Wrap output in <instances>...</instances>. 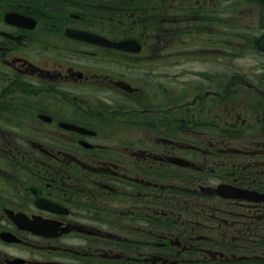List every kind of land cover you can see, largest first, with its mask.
<instances>
[{"label": "flooded vegetation", "instance_id": "1", "mask_svg": "<svg viewBox=\"0 0 264 264\" xmlns=\"http://www.w3.org/2000/svg\"><path fill=\"white\" fill-rule=\"evenodd\" d=\"M261 83L264 0H0V264H264Z\"/></svg>", "mask_w": 264, "mask_h": 264}, {"label": "rangeland", "instance_id": "2", "mask_svg": "<svg viewBox=\"0 0 264 264\" xmlns=\"http://www.w3.org/2000/svg\"><path fill=\"white\" fill-rule=\"evenodd\" d=\"M237 8H229V10H236ZM234 18H237V19H239L238 17H234ZM213 20H218L219 21V19L218 18H214ZM230 24H234L235 25V23L232 21V22H230ZM234 41H236V40H234ZM236 46V45H235ZM228 58H229V53H228ZM231 63L232 64H234V66H232V68L231 69H241V70H251V67H250V63H248V61L243 57V56H240V55H238V56H232V60H231ZM242 63H244V64H246L247 66H242V65H240V64H242ZM218 68H219V70H220V67L219 66H217ZM260 88H264V83H261V86H260ZM239 91H241V95H243L244 94V92L247 90V87H243V86H238V88H237Z\"/></svg>", "mask_w": 264, "mask_h": 264}]
</instances>
